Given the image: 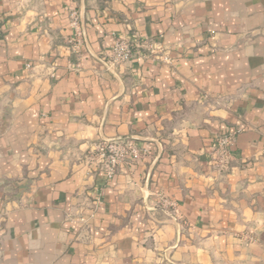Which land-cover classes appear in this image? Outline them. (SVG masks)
<instances>
[{"label": "crops", "instance_id": "obj_1", "mask_svg": "<svg viewBox=\"0 0 264 264\" xmlns=\"http://www.w3.org/2000/svg\"><path fill=\"white\" fill-rule=\"evenodd\" d=\"M0 264H264V0H0Z\"/></svg>", "mask_w": 264, "mask_h": 264}, {"label": "built area", "instance_id": "obj_2", "mask_svg": "<svg viewBox=\"0 0 264 264\" xmlns=\"http://www.w3.org/2000/svg\"><path fill=\"white\" fill-rule=\"evenodd\" d=\"M72 25L77 29L78 35H82L79 30L78 19L76 12L72 13ZM81 44L80 40L76 41V47ZM138 51L136 45H133L128 40L119 39L111 50L108 62L111 64H120L129 61L136 57ZM164 61H169V57H163ZM236 140L235 134L226 132L219 135L215 141V164L219 167H224L233 157L232 146ZM145 152V149L130 139H118L106 141L97 145L95 149V157L101 163V169L107 177H112L118 167L127 162L129 158L139 157ZM162 202L165 205H172V202L162 197Z\"/></svg>", "mask_w": 264, "mask_h": 264}]
</instances>
